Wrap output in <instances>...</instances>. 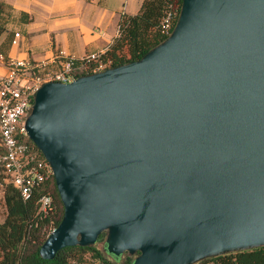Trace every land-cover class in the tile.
<instances>
[{
	"label": "water",
	"instance_id": "obj_1",
	"mask_svg": "<svg viewBox=\"0 0 264 264\" xmlns=\"http://www.w3.org/2000/svg\"><path fill=\"white\" fill-rule=\"evenodd\" d=\"M24 125L63 205L42 258L101 233L132 264L264 246V0H182L139 59L44 82Z\"/></svg>",
	"mask_w": 264,
	"mask_h": 264
},
{
	"label": "trees",
	"instance_id": "obj_2",
	"mask_svg": "<svg viewBox=\"0 0 264 264\" xmlns=\"http://www.w3.org/2000/svg\"><path fill=\"white\" fill-rule=\"evenodd\" d=\"M182 0H142L135 14L123 13L118 22V33L108 48L101 53V60L109 62L108 67L117 66L139 59L150 48L167 37L161 31L162 19L172 13V28L179 14ZM6 4L0 0V35L6 30L2 17ZM1 150V146H0ZM39 157L43 155L38 150ZM0 165V177H1ZM3 199L6 208L4 220L0 222V264H71L81 262L86 253L99 259L101 264H132L129 254L114 256L105 249L92 246H68L59 250L54 258L44 259L39 247L58 226L63 216V205L52 175L37 185L28 199H23L19 190L12 184H5ZM49 192L53 198L52 208L43 213L39 199ZM101 233L97 240L102 239ZM105 254V256H104ZM89 260V259H88ZM264 264V246L230 252L207 258L197 264ZM82 263V262H81ZM80 263V264H81ZM86 264V263H85ZM94 264L93 261L92 263Z\"/></svg>",
	"mask_w": 264,
	"mask_h": 264
},
{
	"label": "built area",
	"instance_id": "obj_3",
	"mask_svg": "<svg viewBox=\"0 0 264 264\" xmlns=\"http://www.w3.org/2000/svg\"><path fill=\"white\" fill-rule=\"evenodd\" d=\"M172 18V13H168L161 22V31L167 36L173 29ZM18 36L15 32L14 37ZM12 43H16V39ZM100 55L101 52H94L76 58L60 50L54 52L51 62H47L0 53V65L5 68L0 76V187L12 184L23 199H28L37 185L53 176L49 162L44 156L43 159L39 157L24 125L34 94L44 82L68 83L79 75L107 68L109 62L102 61ZM39 203L41 211L47 213L53 204L51 194L41 195ZM94 262L101 264L99 259ZM71 264L80 263L73 261Z\"/></svg>",
	"mask_w": 264,
	"mask_h": 264
},
{
	"label": "crops",
	"instance_id": "obj_4",
	"mask_svg": "<svg viewBox=\"0 0 264 264\" xmlns=\"http://www.w3.org/2000/svg\"><path fill=\"white\" fill-rule=\"evenodd\" d=\"M6 30L0 53L51 62L55 51L79 58L103 53L118 33L121 14H135L142 0H3ZM18 32L19 36L14 37ZM16 39V43L12 40ZM56 67V65H52ZM5 68L0 65V76ZM202 264H214L206 262Z\"/></svg>",
	"mask_w": 264,
	"mask_h": 264
},
{
	"label": "rangeland",
	"instance_id": "obj_5",
	"mask_svg": "<svg viewBox=\"0 0 264 264\" xmlns=\"http://www.w3.org/2000/svg\"><path fill=\"white\" fill-rule=\"evenodd\" d=\"M5 214H6V208H5L4 199H3V188L0 187V222L4 220ZM104 243H105V235L103 236L102 239L97 240L94 245L97 248L103 250ZM124 254H122V260L124 259ZM84 259L86 260H82L81 261L82 263L80 262L81 264H85V263L89 264V263H92V261L93 263H95L94 262L95 260H93V256H91L90 253H86ZM119 264H121V262Z\"/></svg>",
	"mask_w": 264,
	"mask_h": 264
}]
</instances>
